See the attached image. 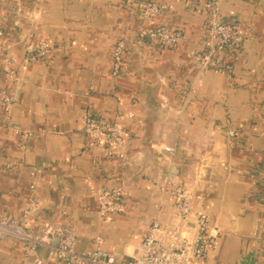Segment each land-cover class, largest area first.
Listing matches in <instances>:
<instances>
[{"label":"crops","instance_id":"obj_1","mask_svg":"<svg viewBox=\"0 0 264 264\" xmlns=\"http://www.w3.org/2000/svg\"><path fill=\"white\" fill-rule=\"evenodd\" d=\"M150 2L167 9L145 18L141 5ZM205 3L0 0L15 74L3 76L0 54V87L14 99L8 113L0 110V214L19 218L31 205L35 231L70 224L77 249L98 247L127 264L142 253L151 222L176 223L173 181L215 235L188 264H264V0H222L220 19L242 42L202 69L195 57L205 49ZM158 25L182 33L177 48L137 46L139 30ZM24 38L47 41V56L23 64ZM120 39L127 46L113 75ZM89 113L124 130L126 158H107L89 142ZM112 189L121 210L101 215L97 195ZM0 264L32 261L5 238Z\"/></svg>","mask_w":264,"mask_h":264},{"label":"built area","instance_id":"obj_2","mask_svg":"<svg viewBox=\"0 0 264 264\" xmlns=\"http://www.w3.org/2000/svg\"><path fill=\"white\" fill-rule=\"evenodd\" d=\"M222 0H206L207 29L205 49L196 54V60L202 69L217 63L219 53L227 47L238 45L242 37L232 24L220 19ZM167 9L164 3L150 2L141 5V14L145 18L156 17L161 11ZM5 33L0 27V54L5 62L2 74L6 78H15L10 67L11 49L13 43L5 40ZM182 33L165 25L151 28H141L137 33L135 43L137 46L175 49L178 47ZM126 42L120 39L113 50L112 74L116 75L122 61V53ZM23 64L36 63L44 59L50 45L44 39L32 43L28 38L22 40ZM14 105L13 96L0 87V110L8 113ZM82 130L89 142L104 147L107 158H126V144L123 140L124 130L114 123L104 124L95 114L89 113L83 122ZM30 134L23 133L20 137L19 147L26 146V139ZM162 150L173 152L174 148L163 146ZM172 183L170 194L175 197L176 223L173 228H167L158 221L150 223L143 235L142 253L134 257L127 264H188L203 257L215 241L208 219L204 215H194L190 198L180 183ZM98 213L113 214L121 210L118 191L112 189L108 192H99L97 195ZM31 205L25 209L19 218L7 214H0V239L11 238L21 243L23 253L29 257L32 264H115L113 257L98 247L89 250L76 248V231L70 224L44 226L35 231L28 223ZM194 225L189 227L186 221ZM191 231V232H190ZM96 242L98 239L96 238ZM44 249V255L39 253ZM47 255L48 260L45 258Z\"/></svg>","mask_w":264,"mask_h":264},{"label":"water","instance_id":"obj_3","mask_svg":"<svg viewBox=\"0 0 264 264\" xmlns=\"http://www.w3.org/2000/svg\"><path fill=\"white\" fill-rule=\"evenodd\" d=\"M186 223L188 224V225H191V226H193L194 225V223L192 222V221H186Z\"/></svg>","mask_w":264,"mask_h":264}]
</instances>
